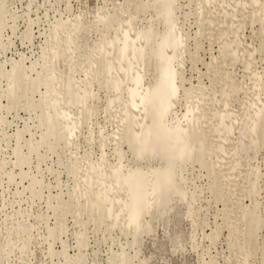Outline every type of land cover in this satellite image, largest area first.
Listing matches in <instances>:
<instances>
[{
    "label": "rangeland",
    "instance_id": "rangeland-1",
    "mask_svg": "<svg viewBox=\"0 0 264 264\" xmlns=\"http://www.w3.org/2000/svg\"><path fill=\"white\" fill-rule=\"evenodd\" d=\"M0 264H264V0H0Z\"/></svg>",
    "mask_w": 264,
    "mask_h": 264
},
{
    "label": "bare ground",
    "instance_id": "bare-ground-1",
    "mask_svg": "<svg viewBox=\"0 0 264 264\" xmlns=\"http://www.w3.org/2000/svg\"><path fill=\"white\" fill-rule=\"evenodd\" d=\"M158 193V192H157ZM135 196H137V195H135ZM139 213V212H138ZM136 215H138V214H136ZM137 217V216H136ZM134 218H135V216H134Z\"/></svg>",
    "mask_w": 264,
    "mask_h": 264
}]
</instances>
